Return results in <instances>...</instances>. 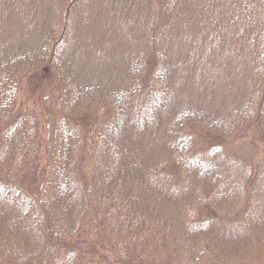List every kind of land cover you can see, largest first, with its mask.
<instances>
[{
  "label": "trees",
  "instance_id": "16d2710c",
  "mask_svg": "<svg viewBox=\"0 0 264 264\" xmlns=\"http://www.w3.org/2000/svg\"><path fill=\"white\" fill-rule=\"evenodd\" d=\"M126 1L0 0V264H264V0Z\"/></svg>",
  "mask_w": 264,
  "mask_h": 264
},
{
  "label": "rangeland",
  "instance_id": "374dc122",
  "mask_svg": "<svg viewBox=\"0 0 264 264\" xmlns=\"http://www.w3.org/2000/svg\"><path fill=\"white\" fill-rule=\"evenodd\" d=\"M42 5V11L46 15H50L52 11V0H43ZM118 6L120 9L117 12V20L120 23L121 30H126V21L133 22L140 29L141 23L147 19L145 9L146 0L120 2ZM76 54L78 60L82 58L80 53L76 52ZM45 92L46 84H42L36 78L30 77L23 82L17 102L18 109H27L37 113L38 118L40 119V135L44 140L47 135L43 126L44 116L42 115L45 111L43 101V94ZM261 125L260 130L252 127L250 130L243 132L231 146L237 154L243 157V159L246 157L245 163L250 167H255L259 163L261 168L264 166V138L259 135V131L261 133ZM252 254L253 250L247 253L248 256H251Z\"/></svg>",
  "mask_w": 264,
  "mask_h": 264
}]
</instances>
